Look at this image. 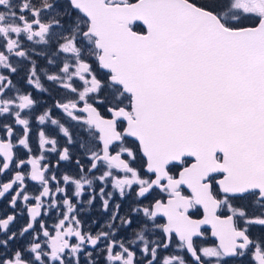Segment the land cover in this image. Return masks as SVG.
Wrapping results in <instances>:
<instances>
[{"label":"snow or ice","instance_id":"1","mask_svg":"<svg viewBox=\"0 0 264 264\" xmlns=\"http://www.w3.org/2000/svg\"><path fill=\"white\" fill-rule=\"evenodd\" d=\"M0 264H264V0H0Z\"/></svg>","mask_w":264,"mask_h":264}]
</instances>
